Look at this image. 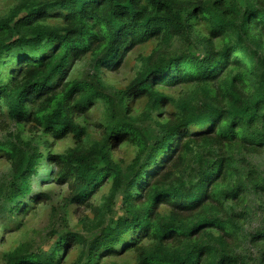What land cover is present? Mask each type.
<instances>
[{"label":"trees","instance_id":"obj_1","mask_svg":"<svg viewBox=\"0 0 264 264\" xmlns=\"http://www.w3.org/2000/svg\"><path fill=\"white\" fill-rule=\"evenodd\" d=\"M0 133V264H264V0H6Z\"/></svg>","mask_w":264,"mask_h":264},{"label":"rangeland","instance_id":"obj_2","mask_svg":"<svg viewBox=\"0 0 264 264\" xmlns=\"http://www.w3.org/2000/svg\"><path fill=\"white\" fill-rule=\"evenodd\" d=\"M5 2H6V0H0V10L4 7ZM130 67H131V65H128V66H125V67H124V70H125V71L123 72L122 77H129V76H130V71H129ZM97 113H98V111H97ZM93 133L96 134L97 132L95 131V132H93ZM0 134H1V133H0ZM46 168H48V167L46 166L45 169H44V171H42V173H41V178L38 179V180L35 182V184H34V188H35V190H38V184H39L40 182H44L43 180L45 179V176L47 175ZM40 219H42V218H37V219H36V217H35L32 221H30V222L28 223V225H29V226H30V225H33V224H35L36 222H38V220H40Z\"/></svg>","mask_w":264,"mask_h":264}]
</instances>
